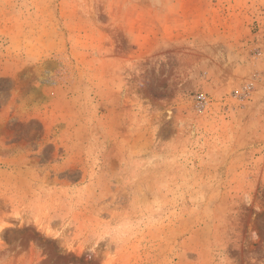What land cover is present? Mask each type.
Segmentation results:
<instances>
[{
    "label": "rangeland",
    "instance_id": "obj_1",
    "mask_svg": "<svg viewBox=\"0 0 264 264\" xmlns=\"http://www.w3.org/2000/svg\"><path fill=\"white\" fill-rule=\"evenodd\" d=\"M0 264H264V0H0Z\"/></svg>",
    "mask_w": 264,
    "mask_h": 264
}]
</instances>
